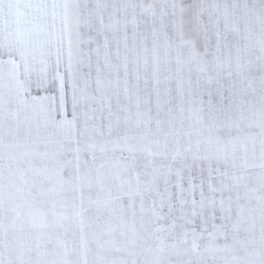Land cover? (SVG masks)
<instances>
[{"label": "snow or ice", "instance_id": "1", "mask_svg": "<svg viewBox=\"0 0 264 264\" xmlns=\"http://www.w3.org/2000/svg\"><path fill=\"white\" fill-rule=\"evenodd\" d=\"M0 264H264V0H0Z\"/></svg>", "mask_w": 264, "mask_h": 264}]
</instances>
